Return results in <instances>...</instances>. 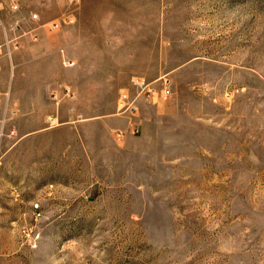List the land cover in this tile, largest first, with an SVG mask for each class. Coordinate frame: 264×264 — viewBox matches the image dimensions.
<instances>
[{"label":"rangeland","instance_id":"obj_1","mask_svg":"<svg viewBox=\"0 0 264 264\" xmlns=\"http://www.w3.org/2000/svg\"><path fill=\"white\" fill-rule=\"evenodd\" d=\"M0 9V264H264V0Z\"/></svg>","mask_w":264,"mask_h":264},{"label":"built area","instance_id":"obj_2","mask_svg":"<svg viewBox=\"0 0 264 264\" xmlns=\"http://www.w3.org/2000/svg\"><path fill=\"white\" fill-rule=\"evenodd\" d=\"M12 9H17V5L12 4ZM1 10V9H0ZM33 19H36V15L32 16ZM56 26V25H55ZM16 29V28H15ZM10 39L7 37L4 38L3 42H0V57L3 55H10L9 51V43ZM67 66H71V62L66 63ZM132 84L135 90V95H129L128 93H123L119 96L118 100V110L121 115H126L128 117V126L126 130H116L115 135L117 138H121L124 136L126 132L134 135L138 133L140 129V118H139V110H138V99L142 96L147 97L150 93L154 92V89L146 83L142 78L135 77L132 79ZM165 96L169 95V91L166 90ZM49 120V119H48ZM35 216L39 215L38 206L34 207ZM37 235L33 237V241L37 239Z\"/></svg>","mask_w":264,"mask_h":264}]
</instances>
